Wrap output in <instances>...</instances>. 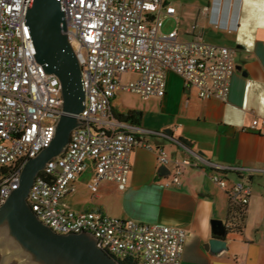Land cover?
I'll use <instances>...</instances> for the list:
<instances>
[{"label": "built area", "instance_id": "built-area-1", "mask_svg": "<svg viewBox=\"0 0 264 264\" xmlns=\"http://www.w3.org/2000/svg\"><path fill=\"white\" fill-rule=\"evenodd\" d=\"M29 1L0 0V205L18 187L25 160L49 145L62 114L60 81L46 74L34 58L25 22ZM59 3L65 34L81 66L84 109L74 115L81 125L71 131L65 151L47 162L35 177L27 204L37 219L57 234L90 233L97 248L118 263L129 258L135 264H179L183 230L120 220L101 211L74 210L65 198L89 165L94 170L88 184L91 193L101 181L115 184L120 191L126 188L129 156L140 144L136 135L143 131L113 120L110 107L116 92H133L143 99L161 98L167 74L173 73L185 87L195 88L199 98L225 101L234 71V50L200 37L180 40L176 29L163 33V19L175 14V8L165 0ZM210 7H204L206 14ZM213 25L223 27L217 20ZM124 73L136 78L123 83ZM242 130L264 135V120L252 119ZM157 135L168 138L163 132ZM186 151L192 158L190 163L209 171L210 180L225 190L229 206L244 214L251 187L242 178L227 186L225 174L241 176L254 170L214 164L188 148ZM171 162L159 149L157 164L167 166ZM168 175L165 187L180 185L182 172L177 164Z\"/></svg>", "mask_w": 264, "mask_h": 264}, {"label": "crops", "instance_id": "crops-1", "mask_svg": "<svg viewBox=\"0 0 264 264\" xmlns=\"http://www.w3.org/2000/svg\"><path fill=\"white\" fill-rule=\"evenodd\" d=\"M165 2L175 8V14L163 19V33L176 29L180 40L200 37L234 50L235 69L226 100L199 98L195 88L185 87L173 73L167 74L161 98L141 99L136 93L116 92L111 111L140 112L135 126L143 131L136 135L140 144L129 156L126 188L120 191L115 184L101 181L95 193L89 190V197L81 196V188H88L93 178L89 165L73 182L65 201L75 210L101 211L120 220L183 230L179 264H264V135L242 130L252 119L264 120V5L261 0ZM214 20L223 27L213 25ZM135 78V74L124 73L121 81ZM165 131L214 164L254 170L241 176L225 174L227 186L242 178L251 187L240 226L230 219L225 190L210 180L209 171L190 163L186 149L157 135ZM159 149L172 161L167 165L171 172L176 164L180 168V185L164 186L169 175L157 171ZM214 219L231 224L223 243L213 234Z\"/></svg>", "mask_w": 264, "mask_h": 264}, {"label": "water", "instance_id": "water-1", "mask_svg": "<svg viewBox=\"0 0 264 264\" xmlns=\"http://www.w3.org/2000/svg\"><path fill=\"white\" fill-rule=\"evenodd\" d=\"M25 22L36 62L46 74H53L60 81L62 114L57 119L49 145L35 157L25 160L18 187L0 205V247L13 249L21 264H119L97 248L90 233L57 234L39 221L27 204L26 198L37 174L47 162L65 151L71 131L81 125L74 115L84 109V90L81 66L65 34L64 13L59 0H30ZM167 139L178 147L188 148L180 138L168 135ZM157 171L161 175L170 173L166 165H159ZM211 226L213 234L225 242L230 230L228 225L214 219Z\"/></svg>", "mask_w": 264, "mask_h": 264}, {"label": "trees", "instance_id": "trees-1", "mask_svg": "<svg viewBox=\"0 0 264 264\" xmlns=\"http://www.w3.org/2000/svg\"><path fill=\"white\" fill-rule=\"evenodd\" d=\"M110 115L113 118V120L117 122H125L132 125H138L141 118V113L138 111H128L126 113H118L111 111V107H110ZM18 164H21V161ZM228 213L230 219L234 221L236 226H240L243 219V214L237 208L231 206H229ZM119 264H135V263L132 262L129 258H124L122 261H119Z\"/></svg>", "mask_w": 264, "mask_h": 264}, {"label": "rangeland", "instance_id": "rangeland-1", "mask_svg": "<svg viewBox=\"0 0 264 264\" xmlns=\"http://www.w3.org/2000/svg\"><path fill=\"white\" fill-rule=\"evenodd\" d=\"M124 77L127 78L128 75H126ZM121 92H126V91H121ZM128 93H133V92H128ZM139 98H141V97L139 96ZM141 99H143V98H141ZM81 196L89 197L90 196L89 189L86 187H82L81 188ZM1 239H2V236H0V240ZM13 251H14L13 249H10L6 246L0 247V264H21L20 263L21 259L18 258L17 255L13 254ZM111 255L114 256V254H111ZM115 257L118 258L119 254H117V256H115Z\"/></svg>", "mask_w": 264, "mask_h": 264}, {"label": "snow or ice", "instance_id": "snow-or-ice-1", "mask_svg": "<svg viewBox=\"0 0 264 264\" xmlns=\"http://www.w3.org/2000/svg\"><path fill=\"white\" fill-rule=\"evenodd\" d=\"M262 5H264V0H261Z\"/></svg>", "mask_w": 264, "mask_h": 264}]
</instances>
